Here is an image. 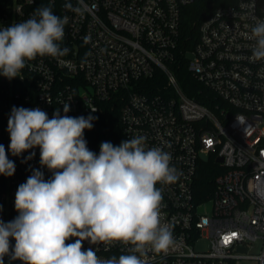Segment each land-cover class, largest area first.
Here are the masks:
<instances>
[{
    "label": "built area",
    "instance_id": "built-area-1",
    "mask_svg": "<svg viewBox=\"0 0 264 264\" xmlns=\"http://www.w3.org/2000/svg\"><path fill=\"white\" fill-rule=\"evenodd\" d=\"M66 2L0 0V28L30 18L39 7L67 16L61 47L69 49L29 61L17 78L0 76V144L7 149L10 143L14 106L39 107L51 118L57 109L64 115L65 103L73 117L120 104L122 141L145 136L146 147L171 153L179 174L174 183L156 185L163 195L161 222L171 227L175 243L167 253L150 251L149 264H264V61L250 59L255 42L248 39L254 18L264 20V0L215 6L200 21L194 48L182 55L194 78L214 92L206 97L213 107L188 95L175 72L182 11L196 0H70L82 15L66 10ZM31 152L35 156L26 159ZM8 158L16 171L0 175L5 222L18 215L15 193L32 171L52 175L40 165L38 147L21 156L8 152ZM211 159L217 163L213 189L199 200L198 174ZM203 238L209 246L197 248ZM257 241L261 253L249 255ZM90 247L102 258L129 254L119 242L83 243ZM4 261L22 264L7 256Z\"/></svg>",
    "mask_w": 264,
    "mask_h": 264
},
{
    "label": "clouds",
    "instance_id": "clouds-1",
    "mask_svg": "<svg viewBox=\"0 0 264 264\" xmlns=\"http://www.w3.org/2000/svg\"><path fill=\"white\" fill-rule=\"evenodd\" d=\"M64 7L83 14L70 0ZM254 19L248 39L255 42L250 59L258 62L264 61V20ZM67 22V16L39 7L30 18L0 28V76L11 80L38 56L67 54L61 47ZM69 111V103L63 104L64 115L57 109L51 118L39 107L11 110L10 143L7 149L0 144V175L16 171L8 152L21 156L37 147L40 165L52 175L45 179L34 169L18 186V215L9 222L0 218V264L6 256L22 264H149L150 251L167 253L175 243L171 227L161 222L163 195L156 186L179 178L171 153L146 147L141 135L119 145L102 142L97 155L84 137L97 117H73ZM85 241L106 247L119 242L129 254L102 258L91 247L85 250Z\"/></svg>",
    "mask_w": 264,
    "mask_h": 264
},
{
    "label": "trees",
    "instance_id": "trees-1",
    "mask_svg": "<svg viewBox=\"0 0 264 264\" xmlns=\"http://www.w3.org/2000/svg\"><path fill=\"white\" fill-rule=\"evenodd\" d=\"M236 0H196L185 6L182 11L181 21V38L178 45V63L175 67V72L181 83L183 89L188 95L194 96L199 101L213 107V102L209 101L206 97L214 98V92L209 90L200 82H198L193 73L188 69L187 60L183 59L182 55L194 48L198 41L199 31L198 25L200 21L215 7L220 4H229ZM153 84V83H152ZM120 104L114 110L106 108V110L95 115L96 120L93 121V128L85 130L86 140L93 148L94 152L98 155L100 151V144L102 142H111L114 145H119L122 141L121 126L119 121ZM215 159H211L206 165L201 167L197 178L198 199L204 200L207 195L212 191V179L216 172L214 167L217 163Z\"/></svg>",
    "mask_w": 264,
    "mask_h": 264
},
{
    "label": "rangeland",
    "instance_id": "rangeland-1",
    "mask_svg": "<svg viewBox=\"0 0 264 264\" xmlns=\"http://www.w3.org/2000/svg\"><path fill=\"white\" fill-rule=\"evenodd\" d=\"M204 208H201L203 210ZM197 248L204 249L209 246V241L207 239H202L200 242L197 243ZM254 247H251L249 250V255H257L261 253V243L260 241H257L253 245ZM6 264V263H5ZM238 264H258V260L256 259H241L239 260Z\"/></svg>",
    "mask_w": 264,
    "mask_h": 264
},
{
    "label": "water",
    "instance_id": "water-1",
    "mask_svg": "<svg viewBox=\"0 0 264 264\" xmlns=\"http://www.w3.org/2000/svg\"><path fill=\"white\" fill-rule=\"evenodd\" d=\"M218 160H219V161H223L221 157H219ZM242 250H243V252H244L246 249L243 248Z\"/></svg>",
    "mask_w": 264,
    "mask_h": 264
},
{
    "label": "snow or ice",
    "instance_id": "snow-or-ice-1",
    "mask_svg": "<svg viewBox=\"0 0 264 264\" xmlns=\"http://www.w3.org/2000/svg\"><path fill=\"white\" fill-rule=\"evenodd\" d=\"M210 143V142H209Z\"/></svg>",
    "mask_w": 264,
    "mask_h": 264
}]
</instances>
